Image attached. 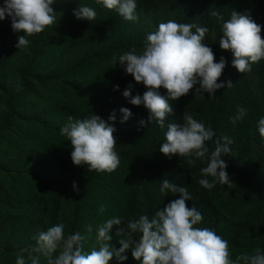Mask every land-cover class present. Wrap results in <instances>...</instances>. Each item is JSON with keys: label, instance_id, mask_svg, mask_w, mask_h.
Here are the masks:
<instances>
[{"label": "trees", "instance_id": "trees-1", "mask_svg": "<svg viewBox=\"0 0 264 264\" xmlns=\"http://www.w3.org/2000/svg\"><path fill=\"white\" fill-rule=\"evenodd\" d=\"M65 2L77 7H90L97 13L92 21L78 20L75 16L68 21L66 26L67 37L70 40L68 48L78 50V62L71 72L72 75L82 71L81 68L93 66L109 59L108 57L112 58L113 55L118 57L132 48L138 53L141 52L146 36L156 31L160 23L174 20L178 23H191L208 28L203 43L212 48L215 62H219L221 56L226 61L217 82L231 80L234 86L230 89H218L210 98L206 92L195 91L199 84L195 85L187 95L169 100L173 112L166 118L165 123L166 125L183 123V114L189 109L195 114V119L203 122L206 127L210 126L215 132L213 140L206 142L210 151L214 148L216 140L225 143L224 137L230 139L232 144L228 147L231 151L221 156L227 164L226 171L230 178L249 158L264 161V138H261L257 128L258 120L264 117V59L253 63L248 72H237L231 64L233 59L231 52L219 47L222 22L209 14L213 10L218 11L225 21L230 19L233 10L248 15L255 23L261 25L260 34L264 39V0H136L135 15L138 19L133 25L115 10H109L101 3H97V0ZM3 3L4 0H0V6ZM61 3L63 2H59V5ZM52 7L54 10L55 2ZM49 27L31 36L29 51L32 56L27 58L31 62L22 68L18 76L22 81L19 85L23 83L20 85L22 90H16L18 84L10 88L0 77V134L8 131L12 125L27 121L29 115L35 116L38 120H46L44 112L39 113L34 109L35 102L45 100L41 95L35 94L33 81L41 77L40 71L35 75L34 62L38 61L42 54L37 48L40 50V42L48 36ZM13 33L10 18L6 16L0 20V69L2 58L6 55L8 39ZM107 35L112 39L110 42ZM212 36L214 38L211 41ZM81 48L89 50L86 55L80 51ZM129 84L132 85V96L142 95L146 91L142 83L135 82L124 70L120 75L111 72L97 74L84 89L70 85L73 90L81 92L79 106L66 103L51 114H54L53 123L44 125L50 144L45 154H39L41 155L39 160L44 158L46 161L45 167L41 168L43 173L47 172L46 175L39 181H31L34 193H31L20 210L21 215L11 214L16 210L11 203H6L5 214L11 220L27 219L29 223L39 226L40 231L63 223L68 224L70 233L80 232L86 235V226L92 225L91 237L83 242L84 251H90L93 247L98 248L95 240L96 226L106 219L119 216L126 224L135 213L151 218L158 209H162L171 200L178 199V193H161V181L167 179L177 186L188 188L192 199L186 201V204L189 207L194 205L203 216V220L194 227H207L222 235L229 242L233 259L240 252L246 251L251 254L256 248L264 251V233L249 240L235 230L231 231L229 237L220 230L222 227L217 226L219 219L221 220L218 196L222 187L217 183L209 190L198 183L199 179L203 178L200 169L206 166V161L198 160L195 166H189L183 157L172 155L169 158L162 154L159 148L164 142V132L167 129L166 127L161 129L155 121L145 127L139 126L140 120L147 121L149 113L143 105L134 106L122 95ZM159 92L167 96L165 89L161 88ZM238 105L247 109V115L233 125L230 117L235 114ZM121 107L130 109L132 113L124 123L120 122ZM113 110H116V119L109 123L115 128L113 133L116 140L115 151L120 157L118 168L111 173H97L94 170L89 171L87 165H74L70 158L72 151L70 141L60 134V129L67 123L68 117L82 120L94 114L107 121ZM63 111L66 112V116L61 119ZM57 114L60 118L56 116ZM39 155L36 156V160ZM74 182L79 191L73 190ZM101 204L106 206L105 216L98 213ZM232 206L227 209L234 214L236 209ZM254 206L249 213L252 218L250 225L252 228L256 225L260 228L261 223L255 216L258 210ZM255 207H259L260 210L264 208V189L261 200ZM244 225L238 223L237 226L243 229ZM116 227L118 226H114L110 233L113 236L111 243L115 248L120 246L117 243L119 237L115 235ZM136 236L138 238L139 234ZM127 251L131 252L130 249Z\"/></svg>", "mask_w": 264, "mask_h": 264}, {"label": "clouds", "instance_id": "clouds-1", "mask_svg": "<svg viewBox=\"0 0 264 264\" xmlns=\"http://www.w3.org/2000/svg\"><path fill=\"white\" fill-rule=\"evenodd\" d=\"M54 2L4 0L0 6V20L7 16L12 31L23 33L17 37V49L23 50L30 45L27 37L56 24V13L52 7ZM97 3L115 10L126 21L138 19L135 15L136 0H97ZM73 14L76 19L87 21L94 20L97 15L94 9L87 6H78ZM209 14L222 22L219 47L231 52V64L237 72H248L253 63L264 59L261 25L248 15L234 10L227 21L218 11L213 10ZM207 32L206 27L169 20L160 23L156 31L146 36L141 52L132 48L118 57L113 55L112 61L114 64L119 62L125 74H130L135 82L142 83L146 89L142 95L132 96V85L129 84L122 93L129 103L134 106L143 105L148 111L147 121L140 120L139 126L145 127L155 121L161 129L166 127L164 142L159 148L165 156L183 157L189 166H195L198 160L206 161V166L200 169L203 178L198 183L211 190L217 183L232 184L226 171L227 164L221 158L222 154L231 151L228 145L232 141L227 137L223 138L225 143L216 140L210 151L206 142L213 140L215 132L187 111L183 114V123H165L173 112L169 100L187 95L195 85L199 84L195 91L206 92L210 98L218 89L234 86L231 80L217 82L226 61L221 56L219 62H215L212 48L203 43ZM161 88L167 91V96L160 94ZM16 90H22L19 84ZM119 112L121 123L132 116L126 107H121ZM246 115L247 109L238 105L230 122L235 125ZM115 119L116 110L110 113L107 121L94 114L82 120L68 117L60 134L70 141V158L74 165H87L89 171L97 173H111L118 168L120 157L115 151V128L109 123ZM257 128L261 138H264V117L258 120ZM72 187L74 191H79L75 182ZM160 191L178 193L179 198L158 209L151 218L140 215L138 219L128 220L126 224L119 216L106 219L96 226L95 240L98 248L93 247L87 252L83 248V242L93 233L92 225L86 226V235L80 232L66 235L65 225L58 223L33 236L34 243L20 250L15 264H28L29 261L30 264H40L41 256L45 264H109L114 256L120 262L126 260L127 256L122 253L129 249L139 264H264V251L260 248L254 249L251 254L240 252L233 259L228 240L210 228L194 227L203 220V216L194 205L189 207L186 204V201L192 199L187 187L163 179ZM105 211L106 206L101 204L98 213L102 215ZM114 226H118L115 230V235L119 237L118 249L111 243L113 236L110 233ZM136 234H139L138 238ZM24 253L28 254L27 259Z\"/></svg>", "mask_w": 264, "mask_h": 264}, {"label": "rangeland", "instance_id": "rangeland-1", "mask_svg": "<svg viewBox=\"0 0 264 264\" xmlns=\"http://www.w3.org/2000/svg\"><path fill=\"white\" fill-rule=\"evenodd\" d=\"M59 2L63 3L59 5ZM76 8L77 6L66 3L65 0H55L56 24L49 27L48 36L40 42V50L39 47L37 48V51H42V54L38 61L34 62L35 75H38L40 71L41 77L37 81H33V84L36 88L35 94L41 95L45 101L35 102L34 109L39 113L44 112L46 120H38L35 116L29 115L27 121L12 125L8 131L0 134V264H15L16 256L20 250L34 243L32 237L42 232L39 230V226L29 223L27 219L11 220L5 211L6 203H11L16 209L11 214L21 215L20 210L26 204L31 193H34L31 181H39L47 173L46 171L42 172L41 168L45 167L46 161L44 158L39 160L41 156L39 154H45L47 146L50 144L44 125L53 123L54 114H51L68 102L79 106L81 92L73 90L70 85L84 89L97 74L111 72L120 75L124 70L119 62L114 64L112 58L108 57L109 59L95 63L93 66L81 68L82 71L79 73L75 70L77 74L72 75L71 72L78 62V50L68 48L70 40L67 37L66 26L74 16L73 12ZM127 22L130 25L135 23V21ZM19 35H23V33L14 32L8 39L6 55L1 61L3 63H1L0 77L10 88L22 82L18 76L22 72V68L27 67L29 61L31 62V60H27L32 56L29 46L23 50L15 47ZM107 38L109 42L112 40L109 35ZM213 38L214 36L211 41ZM27 39L31 42V36ZM80 51L85 52L86 55L89 50L81 48ZM252 80L255 81V78ZM186 111L192 113L195 118L192 110L186 109ZM56 116L60 118L59 114ZM64 116H66L65 111L62 113L61 119ZM245 145L248 146L247 143ZM37 155L39 156L36 160ZM236 170L238 172L232 176L231 185L219 183V187H222L221 194L218 196L221 220L219 219L217 226L222 227L220 230L227 233L228 237L229 234L231 235V231L235 230L250 240L264 233V208L260 210L259 207H255L261 200L264 189V161L249 158L246 164ZM219 204H217L218 207ZM253 205L258 210V214L255 216L261 223L260 228L257 225L252 228L250 225L252 218L249 213ZM229 206L236 209L234 214L227 209ZM100 216H105V212ZM139 216V213H135L128 220L138 219ZM256 222L258 224L257 219ZM238 223L246 224L242 229L237 226ZM67 225H65L66 235L70 234ZM24 255L27 259L28 254L24 253ZM122 255L127 256V259L120 262L114 256L109 264H129L135 261L130 251L126 250ZM40 264H45L43 256L40 257Z\"/></svg>", "mask_w": 264, "mask_h": 264}]
</instances>
